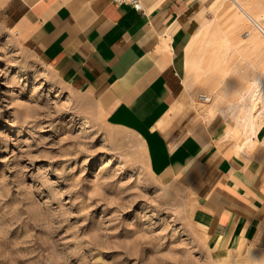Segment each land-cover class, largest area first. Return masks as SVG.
Wrapping results in <instances>:
<instances>
[{"label":"rangeland","instance_id":"rangeland-1","mask_svg":"<svg viewBox=\"0 0 264 264\" xmlns=\"http://www.w3.org/2000/svg\"><path fill=\"white\" fill-rule=\"evenodd\" d=\"M201 1L205 40L176 50L189 77L187 113L231 145L253 144L263 136L264 82L254 112L263 128L249 135L242 125L254 95L247 88L264 71V36L236 22L230 2L211 9ZM260 1L255 18L264 22ZM216 87L236 90L218 99ZM217 244L193 198L148 168L139 138L107 125L93 99L0 17V264H264L262 249Z\"/></svg>","mask_w":264,"mask_h":264},{"label":"crops","instance_id":"crops-1","mask_svg":"<svg viewBox=\"0 0 264 264\" xmlns=\"http://www.w3.org/2000/svg\"><path fill=\"white\" fill-rule=\"evenodd\" d=\"M201 2L0 0V17L107 125L139 138L148 168L193 198L219 247L264 250V135L236 147L187 113L176 50L199 30Z\"/></svg>","mask_w":264,"mask_h":264},{"label":"bare ground","instance_id":"bare-ground-1","mask_svg":"<svg viewBox=\"0 0 264 264\" xmlns=\"http://www.w3.org/2000/svg\"><path fill=\"white\" fill-rule=\"evenodd\" d=\"M227 2H230L233 6H235L239 10V21H236V22L245 23L246 21H248L249 24H252V26H254L258 30V32L261 33L264 36V22L263 21H258L255 18L256 16H259L260 9L262 7V2L260 0H209L208 1V7L212 9L213 7L218 6L220 3H222L221 7H223ZM203 28H205V29H203ZM203 28H200L194 35H191L190 39H194L195 38V39L198 40V39L201 38V40L203 41V39L207 36L206 25H203ZM256 33H255L254 36L258 37L260 34L257 35ZM262 35H261L260 38H262ZM258 40H259V38H258ZM251 42L249 44H251ZM254 44H256V43H254ZM260 44H261V42H260ZM263 82H264V71L261 73L260 76H258V78L255 79V81H253V84H254L255 88H251V87L247 88L248 90L254 89V95L252 96V100H250V103L247 104V106H248V112L246 114L247 115V120L242 125L243 128L245 129L246 133L249 134V135H256V132H259V130H261L263 128V125L260 122H258L257 120H255V114L256 113H254L255 110H256V107L258 106L257 103H256V101L258 99V92L259 91L261 92V88H262L261 86H262ZM225 85H227V84H225ZM185 86L190 87L189 77L188 76H186V78H185ZM235 90H236V88L235 89H226V91H224L223 89H217V87H216L215 90H210V93H212V95H215L216 98L222 99V98L225 97V93L226 92H230V93L234 94ZM260 92H259V94H260ZM241 97H242V94L239 93V96L237 95L236 100H240ZM243 98L244 97H242V99ZM210 100H212V99L210 98ZM236 100H234V101H236ZM245 106H243V108ZM262 131H263V135H264V129H262ZM249 140H251V139H249ZM244 142H246V140ZM244 142H243V144H244ZM250 142L251 141H248V143H250ZM249 146H251V145L249 144Z\"/></svg>","mask_w":264,"mask_h":264},{"label":"built area","instance_id":"built-area-1","mask_svg":"<svg viewBox=\"0 0 264 264\" xmlns=\"http://www.w3.org/2000/svg\"><path fill=\"white\" fill-rule=\"evenodd\" d=\"M115 4H127L131 8L138 10V11H144L143 10V0H113ZM204 101H210V98L202 96L201 97Z\"/></svg>","mask_w":264,"mask_h":264}]
</instances>
